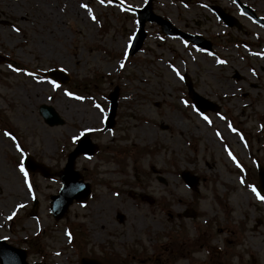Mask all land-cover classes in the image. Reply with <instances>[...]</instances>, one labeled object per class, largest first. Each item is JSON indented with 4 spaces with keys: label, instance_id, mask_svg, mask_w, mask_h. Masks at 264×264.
<instances>
[{
    "label": "rangeland",
    "instance_id": "374dc122",
    "mask_svg": "<svg viewBox=\"0 0 264 264\" xmlns=\"http://www.w3.org/2000/svg\"><path fill=\"white\" fill-rule=\"evenodd\" d=\"M146 2L0 0V239L26 249L31 264H80L83 255H117L116 264H264V196L253 191L255 161L264 166V27L233 0H155V14L211 41L213 52L148 23L130 57L138 25L129 9ZM242 2L264 17V0ZM52 69L68 84L49 79ZM189 83L217 110L200 113ZM116 89L117 123L104 131ZM42 105L64 124L49 126ZM84 134L99 147L75 166L91 197L56 221L50 198L60 179L31 178L23 159L58 173ZM184 171L200 178L197 191Z\"/></svg>",
    "mask_w": 264,
    "mask_h": 264
},
{
    "label": "water",
    "instance_id": "95a60500",
    "mask_svg": "<svg viewBox=\"0 0 264 264\" xmlns=\"http://www.w3.org/2000/svg\"><path fill=\"white\" fill-rule=\"evenodd\" d=\"M155 0H148L147 5L141 10H135L138 15V25L139 30L135 36L133 45L130 50V55H135L143 47V43L146 39L145 25L147 22L156 23L162 28V32L165 35L170 37L179 36L183 39H186L198 47L204 48L208 51H212V44L209 41L199 37L191 36L183 33L181 30L177 29L172 25V23L163 17L156 15L153 12V2ZM235 2L240 6L243 13L250 16L257 23L264 26V18H259L256 13L249 7L241 3L240 0H235ZM213 11L216 12L218 17L222 19L228 26L233 27L237 26L238 29H241V25L238 21L232 16L226 14L220 7H211ZM51 77L56 80L66 83L69 78L59 71H52L49 74ZM189 91L192 96V99L195 105L202 111L214 110L215 107L210 106L205 102V100L200 97L191 86H189ZM111 108L110 114L107 118L105 124V130H111L115 126V118L117 115L118 109V92L111 94L110 96ZM40 113L45 119L46 123L50 126L63 125L64 121L60 118L53 107L43 105L40 107ZM98 151V147L91 142V139L88 135L83 136L77 148L69 155L68 163L61 173H58L59 178L62 181V189L59 194L52 196L51 203V213L53 214L56 220H61L65 214L69 211L70 206L74 201L84 203L88 200L91 194L90 185L84 183L82 180V175L75 170V163L79 156L85 155L87 157L93 156ZM27 170L30 172H40L45 178L52 177L50 170L44 165L36 163L33 158L29 157L25 161ZM182 177L188 183V185L194 189H197L199 179L195 176H192L190 173H183ZM259 190L264 194V168L259 167ZM0 263L1 264H28L27 263V252L25 249H18L8 244L5 240H0ZM40 264V263H37ZM81 264H103L97 259L82 258Z\"/></svg>",
    "mask_w": 264,
    "mask_h": 264
},
{
    "label": "trees",
    "instance_id": "16d2710c",
    "mask_svg": "<svg viewBox=\"0 0 264 264\" xmlns=\"http://www.w3.org/2000/svg\"><path fill=\"white\" fill-rule=\"evenodd\" d=\"M145 150H147L148 151V149H143V152L145 151ZM117 260H118V257H117V255H115V256H112V257H105L104 259H102V261L103 262H105L106 264H116V262H117ZM177 262V260H175V262H174V264ZM119 264H127V260H120V263Z\"/></svg>",
    "mask_w": 264,
    "mask_h": 264
},
{
    "label": "bare ground",
    "instance_id": "6f19581e",
    "mask_svg": "<svg viewBox=\"0 0 264 264\" xmlns=\"http://www.w3.org/2000/svg\"><path fill=\"white\" fill-rule=\"evenodd\" d=\"M61 108L66 111V113L68 114H73L74 110H73V104L68 103V102H61L60 103Z\"/></svg>",
    "mask_w": 264,
    "mask_h": 264
},
{
    "label": "snow or ice",
    "instance_id": "6c2138e0",
    "mask_svg": "<svg viewBox=\"0 0 264 264\" xmlns=\"http://www.w3.org/2000/svg\"><path fill=\"white\" fill-rule=\"evenodd\" d=\"M104 2V0H101V3H103ZM82 7H84V8H86L87 9V5H82ZM89 11H90V9H89ZM221 63H224L223 61H221ZM55 87H59V85H54ZM205 119H207V117H205ZM21 171H24V169H23V167L21 168ZM25 175H27V173H25ZM253 191L255 192L256 191V189L255 188H253ZM257 195L259 196V193H257ZM262 200H264V197H260Z\"/></svg>",
    "mask_w": 264,
    "mask_h": 264
}]
</instances>
